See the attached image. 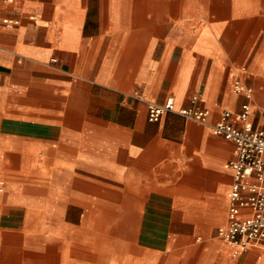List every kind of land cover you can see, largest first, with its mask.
Instances as JSON below:
<instances>
[{
  "label": "crops",
  "instance_id": "obj_1",
  "mask_svg": "<svg viewBox=\"0 0 264 264\" xmlns=\"http://www.w3.org/2000/svg\"><path fill=\"white\" fill-rule=\"evenodd\" d=\"M0 14L17 21L0 25V264H264V242L234 257L218 235L234 144L213 132L246 101L235 79L261 118L264 0H1ZM169 97L208 121H150L148 101Z\"/></svg>",
  "mask_w": 264,
  "mask_h": 264
},
{
  "label": "built area",
  "instance_id": "obj_2",
  "mask_svg": "<svg viewBox=\"0 0 264 264\" xmlns=\"http://www.w3.org/2000/svg\"><path fill=\"white\" fill-rule=\"evenodd\" d=\"M16 23L14 19L0 14V25L11 27ZM233 90L243 94L246 101L236 113L223 110L213 132L234 144L233 158L226 163L233 174L227 221L218 227L217 232L224 241L231 244V255L236 257L248 248L264 242V108L261 118L256 122L249 101L253 95L252 88L235 79ZM134 94L141 97L138 91ZM197 99L198 96L192 98L193 102ZM147 108L150 121H158L168 112H176L200 124L206 123L209 117L208 109L195 104L176 108L172 97L162 103L148 101Z\"/></svg>",
  "mask_w": 264,
  "mask_h": 264
},
{
  "label": "bare ground",
  "instance_id": "obj_3",
  "mask_svg": "<svg viewBox=\"0 0 264 264\" xmlns=\"http://www.w3.org/2000/svg\"><path fill=\"white\" fill-rule=\"evenodd\" d=\"M220 201V200H219Z\"/></svg>",
  "mask_w": 264,
  "mask_h": 264
}]
</instances>
